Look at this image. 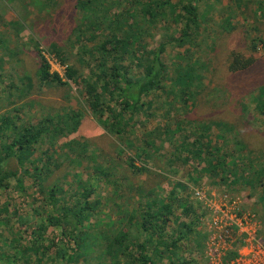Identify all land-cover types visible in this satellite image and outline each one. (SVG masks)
<instances>
[{
    "label": "trees",
    "instance_id": "obj_1",
    "mask_svg": "<svg viewBox=\"0 0 264 264\" xmlns=\"http://www.w3.org/2000/svg\"><path fill=\"white\" fill-rule=\"evenodd\" d=\"M22 1L26 5L39 7L41 10L39 14L47 10L49 6L53 13L55 11L53 8L57 6L56 0H0V8L7 6L5 2ZM210 1L179 0L173 3L172 0H149L145 3L142 0H132L127 15L135 26L141 21H144L143 27L146 24L154 26L159 21L165 24L167 23L165 20L169 18L175 22L177 30V34L173 35L174 39L171 40L167 36L161 44L150 50L145 48L140 52L136 51L135 45L140 40L141 34L137 37V33L127 25V28L115 38L108 36L109 31L100 33L94 30V53L97 58L91 60L88 48L82 41L77 47V56L88 57L86 60L89 63L88 72H84L83 65V67L68 66L67 54L62 51L57 52L59 64L66 67L64 78L67 82L58 72H51L52 65L48 58L42 55L39 43L35 42V50L39 53L36 76L37 82L43 85L41 89L34 85L31 77L27 75L28 72H25L26 69L22 71L24 75L21 78L6 72V64L10 65L9 69L12 72L21 68V64L24 66L28 64L22 57L19 46H11L15 43V36L8 33L0 35V52L5 57L2 67L0 58V85L7 79L12 81L6 84L8 96L0 90V111L4 112V116L0 118V192L11 197L13 203L17 200L32 199L42 204L41 207L33 208V210L21 208L17 210L16 215L9 214V210H6V214H9L5 216L7 220L0 219V230L4 226L6 234L4 232L0 237L7 239L4 243L11 250L3 248L0 252V264H46L44 259L48 258V253L50 264H54L56 259L61 262L59 264H89L88 261L81 262L80 259H84L87 253L95 252V250L100 260L94 264H166L167 260V264L193 263L192 260L188 261L184 258V248L188 249L187 241L194 239L193 242H197L200 248L204 245L199 241L203 234L198 230V224L184 221L193 214L189 209V206H192L189 200L180 197L179 194V188L187 189L186 185L177 183L168 197H163L161 194L159 197H152L151 194L145 193L138 204L130 203L131 200L135 201L136 196L128 197L129 201L120 196L121 189L118 187L121 186L118 184H115L117 187L113 189L109 199L108 196H101L99 189L92 183V178L96 177L97 182L103 183V179H107L104 173L113 175L111 169H106L102 165H92L88 178H83L81 169L75 164L67 165L62 159V156L67 155L66 150H72L76 156L73 163H76V160L86 155L88 151L86 143H81L77 139L59 146L60 141L78 131L83 120L81 110L62 116L47 113L37 122H32L24 117L29 113L25 111L22 104L12 100L2 105V101L17 97L19 101L30 98L28 101L37 103L42 99L33 100L36 95L51 92L48 89L49 84L65 87L69 86L68 82H74L82 86L79 93L84 95L85 103L94 116L104 124L107 130L111 129L113 133L121 135L125 132V128H134L127 120L130 118L134 120L145 114L146 108L152 106L157 100L156 93L162 87L170 86V83L166 84L163 81L168 74V65L164 59L167 47L173 45L174 49L184 50V55L197 47L196 40H192L198 36L195 28L199 26L203 18L215 19L208 11L207 4ZM255 2L257 0H241L233 8L232 15L224 20L223 25H219L218 20L214 21L217 32L227 33L229 28L231 29L232 20L237 17L234 16L237 12L245 11L246 21L257 20L258 8L251 6ZM78 3L76 8L80 10L82 17L90 12L88 1L80 0ZM259 3L263 9L262 0ZM91 12L94 13V10ZM6 24V17L0 12L1 33ZM171 28L168 27L167 30L170 31ZM142 29V27L139 28L141 32ZM84 32V28L81 29V37ZM246 40L251 55L246 57L241 52H233L229 71H245L257 62L255 49L259 42L264 41V38L259 32L253 37L246 30L244 41ZM134 54L141 57L147 56V58L136 64ZM8 57L12 58L13 62L9 61ZM195 71L196 68L192 65L179 72L175 71L174 82L170 88H167L175 91L174 102H181L183 106H186L192 97L197 96L195 86L198 84ZM4 78L6 80L2 81ZM44 88L47 90H43ZM21 91L23 95L20 94ZM175 118L178 119L175 125L165 129L170 141L186 126V123L180 121L178 114ZM202 123L203 125H200V122L195 123L190 132L195 133L200 127L199 132L204 135L207 130L204 128L205 123ZM223 126L226 128L225 124ZM228 131L231 133L233 128ZM201 138L192 137L188 143L183 142L182 147L176 148V150L179 149L177 158L188 162L191 160L189 155L192 154L199 165L206 166V168L202 167L199 173H206L213 178L219 177L221 182L225 181L231 166L224 165L225 158L218 159L219 154L215 151H208L209 147H205L207 139L201 141ZM53 148L55 153L51 151ZM91 148L94 149V147ZM57 150L59 152H56ZM61 151H63L62 154ZM184 152L188 155L184 156ZM243 152L244 145L238 143L237 149L232 150L233 163H239L238 157ZM98 156L103 158L104 155ZM134 170L136 174L149 171L145 167H135ZM239 175L238 173L237 176ZM253 175L247 174L245 183H252L253 187H263L264 198L263 161ZM67 176L72 178L68 180ZM190 178L195 179L194 181L199 180V176L194 177V174H190ZM82 181L84 183L74 187L76 182ZM126 184L132 186L133 179L126 180ZM145 184V192H150L151 182ZM66 186L68 189H65ZM141 188L142 185L140 190ZM29 189H32V194L28 193ZM36 193L40 200L35 197ZM259 202L262 203L261 198ZM111 209L114 213L108 215ZM106 210L109 211L106 212ZM22 211L25 212L19 214ZM2 214L0 210V217ZM114 216H117L115 221L112 219ZM196 220L199 221L198 218ZM92 227H96L95 230L99 232L98 236L102 239V243L98 241L100 238L97 239L91 233ZM24 228L27 229L25 233L22 232ZM260 234V241L264 246V231L261 230ZM9 236L12 238L11 241Z\"/></svg>",
    "mask_w": 264,
    "mask_h": 264
},
{
    "label": "rangeland",
    "instance_id": "obj_2",
    "mask_svg": "<svg viewBox=\"0 0 264 264\" xmlns=\"http://www.w3.org/2000/svg\"><path fill=\"white\" fill-rule=\"evenodd\" d=\"M56 1L57 6L53 8L55 9L53 13L49 6L47 10L42 11V14H39L41 11L39 7L26 5L23 1L5 2L7 6L0 8V12L7 20L4 31L0 32V35L8 33L15 36V43L11 46H19L22 50L21 55L28 64L27 66L21 64V68H17L14 72L9 69L10 65L6 64L5 70L21 78L24 75L22 71L26 69L25 72H28L27 75L39 89L43 85L37 82L39 53L35 50V42L39 43L42 55H45L52 65L51 72H58L67 82L64 78L66 67L59 64L57 52L62 51L67 54L68 66L83 65L84 72H88L89 63L86 62L88 57L77 56V47L82 41L88 48L91 60H95L97 55L94 53V30L100 33L109 31L108 36L115 38L128 27L137 33V37L141 34L140 40L135 45L136 51L140 52L145 48L150 50L161 44L167 36L173 40V35L177 34L175 22L169 18L165 20L167 22L165 24L159 21L154 26L146 24L143 27L144 21H141L135 26L127 15L132 0H85L88 1V10H90L85 13V17H82L80 10L76 8L80 0ZM172 1L177 3L179 0ZM142 2L147 3L149 0H142ZM240 2L241 0L208 2V11L215 19L203 18L199 26L195 28L198 36L192 40H196L197 47L193 48L189 54L184 55V50L174 49L173 45L167 47L164 59L168 65V74L163 79L166 84L170 83L167 88H170L174 82L176 70L179 72L192 65L196 68L194 74L198 84L195 86L197 96L192 97L188 105L183 106L181 102H174L175 91L162 87L156 93L157 100L152 106L146 108L145 114L134 120L131 118L127 120L134 128H125V132L121 135L113 133L111 129L107 130L104 124L94 116L85 103L84 95L79 93L82 86L74 82H68L69 86L65 87L49 84L48 89L51 92L36 95L33 100L42 99L37 103L28 101L30 98L19 101L17 97L2 101V105L12 100L22 104L25 111L29 113L24 117L32 122H37L47 113L62 116L81 110L83 120L78 131L60 141L59 146L77 139L81 143H86L88 151L86 155L79 157L76 163H73L76 156L72 150H66L67 155L62 156V159L67 165L75 164L81 169L83 178H88L92 165H102L106 169H111L113 175L104 173L107 179H103V183L97 182L96 177L92 178V183L99 189L101 196H108L109 199L113 189L117 187L115 184H118L121 186L118 187L121 189L120 196L122 195L127 201L130 200L128 197L136 196L135 201L131 200L130 203L138 204L145 193L151 194L152 197H159L160 194L168 197L177 183L186 185L187 189L179 188V194L180 197L189 200L192 205L189 209L193 214L184 221L198 224V230L203 234L199 241L204 245L200 248L197 242H193L194 239L187 241L188 249L184 248V258L188 261L192 260V264H264V246L260 241V231H264L263 187H253L254 184L245 183L247 179L245 176L247 174L254 176L257 167L262 161L264 162V41L259 42L255 49L257 62L251 68L241 72H231L228 68L233 52H241L246 57L251 55L247 40L244 41L246 30L253 37L259 32L264 38V1L262 0L263 9L260 7V0L251 4L254 8H258L257 20L246 21V12H237L234 15L237 17L232 20L231 29L229 28L227 33H218L214 22L218 20L219 25H223L224 20L232 15L233 8ZM91 10H94V13ZM94 22L97 23L94 24ZM80 25L81 28H79ZM141 27L143 33L139 30ZM168 27H172L170 31L167 30ZM83 28L85 32L81 37ZM133 56L136 64L147 58V56L141 57L135 54ZM0 58L2 67L5 57L1 52ZM8 60L13 62L10 57ZM5 80L6 78L2 79V81ZM17 82L20 84L19 81ZM10 83L12 81L7 79L0 85V90L6 96H8L6 84ZM20 94L23 95L22 91ZM176 114L180 116L181 122L186 123V126L170 141L165 129L170 125L174 126L175 121H178L175 118ZM3 116L4 112L0 111V118ZM197 122H200V125H203L202 122L205 123L204 128L207 132L204 135L199 132L200 127L195 133L190 132ZM230 128H233L231 133L228 131ZM192 137L194 139L202 137L201 141L207 139L205 147H209L208 151L218 153V159L225 158L224 165L231 166L225 181L221 182L219 177L213 178L206 173H199L203 165H199L192 154L189 155L191 160L188 162L177 158L179 149L176 150V148L182 147L183 142L188 143ZM238 143L244 145V152L238 157L239 163H233L231 154L232 150L237 149ZM51 151L55 153V148ZM60 153L62 154L63 151ZM100 154L104 155L103 158L98 156ZM187 155L188 153L184 152V156ZM135 167H145L149 171L136 174ZM238 173L239 176H237ZM190 174H194V177L199 176V180L194 181L195 179L190 178ZM71 178L67 176L68 180ZM128 179H133L132 186L126 184ZM145 181L149 184L151 182L150 192H145ZM28 183H30L29 180ZM79 183L84 181L76 182L74 187H78ZM65 189H68V186ZM28 193L32 194V189H29ZM0 194H2L0 210L3 212L0 219L7 220L5 216L12 213L16 215L17 210L21 208L33 210L42 206L40 202L32 199L17 200L13 203L11 197L2 192ZM35 197L40 200L38 193ZM260 198L262 203L259 202ZM258 203L259 205H256ZM6 210H9V214H6ZM23 212L25 211L19 214ZM113 213L111 209L108 215ZM116 217L112 219L115 221ZM4 229L5 227L2 226L0 235L4 232L6 234ZM95 229L96 227H92L91 233L98 239L99 232ZM26 230L24 228L22 232L25 233ZM4 240L7 239L0 237V252L3 248L11 250ZM9 240H12L10 236ZM98 241L103 242L101 238ZM96 252L95 250V252L87 253L80 261H88L89 264L98 262L100 259ZM49 256L48 253V258ZM48 258L44 259L46 264H50ZM59 263L61 262L56 259L54 264ZM165 263L167 264L168 260Z\"/></svg>",
    "mask_w": 264,
    "mask_h": 264
},
{
    "label": "bare ground",
    "instance_id": "obj_3",
    "mask_svg": "<svg viewBox=\"0 0 264 264\" xmlns=\"http://www.w3.org/2000/svg\"><path fill=\"white\" fill-rule=\"evenodd\" d=\"M8 52V51H7Z\"/></svg>",
    "mask_w": 264,
    "mask_h": 264
}]
</instances>
